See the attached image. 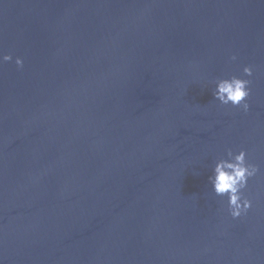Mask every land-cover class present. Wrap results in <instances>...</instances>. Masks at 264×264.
Instances as JSON below:
<instances>
[{
	"label": "water",
	"instance_id": "1",
	"mask_svg": "<svg viewBox=\"0 0 264 264\" xmlns=\"http://www.w3.org/2000/svg\"><path fill=\"white\" fill-rule=\"evenodd\" d=\"M3 55L0 264H264V0H0ZM228 149L260 167L236 219Z\"/></svg>",
	"mask_w": 264,
	"mask_h": 264
},
{
	"label": "clouds",
	"instance_id": "2",
	"mask_svg": "<svg viewBox=\"0 0 264 264\" xmlns=\"http://www.w3.org/2000/svg\"><path fill=\"white\" fill-rule=\"evenodd\" d=\"M231 59L235 60L236 57L233 56ZM11 60V55L0 56V64ZM15 64L22 67L23 60L17 57ZM243 74L251 77L253 75L252 68L245 66ZM250 83L249 79L235 75L219 78L214 81L212 94L220 104H231L233 107L247 113L250 109L248 103V97L251 93ZM259 172L260 167L248 161L247 153L243 149L237 153L228 149L226 157L216 160L212 166V174L208 177L209 183L212 185V191L216 196L227 198L228 211L233 219L247 214L252 207V201L244 196L243 190L247 188L249 180Z\"/></svg>",
	"mask_w": 264,
	"mask_h": 264
}]
</instances>
